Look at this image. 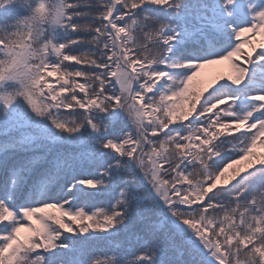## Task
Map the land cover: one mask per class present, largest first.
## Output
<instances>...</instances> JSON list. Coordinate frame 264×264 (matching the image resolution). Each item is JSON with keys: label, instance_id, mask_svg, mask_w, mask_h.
Wrapping results in <instances>:
<instances>
[{"label": "snow or ice", "instance_id": "snow-or-ice-1", "mask_svg": "<svg viewBox=\"0 0 264 264\" xmlns=\"http://www.w3.org/2000/svg\"><path fill=\"white\" fill-rule=\"evenodd\" d=\"M0 264H264V0H0Z\"/></svg>", "mask_w": 264, "mask_h": 264}]
</instances>
